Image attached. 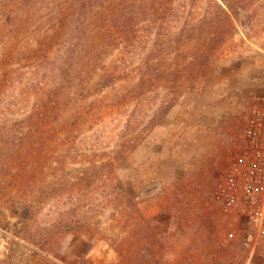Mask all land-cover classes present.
<instances>
[{"label": "rangeland", "instance_id": "rangeland-1", "mask_svg": "<svg viewBox=\"0 0 264 264\" xmlns=\"http://www.w3.org/2000/svg\"><path fill=\"white\" fill-rule=\"evenodd\" d=\"M185 3L122 41L106 5L0 0V264H264L215 198L264 98V0L230 1L236 31L172 94L161 71L219 20Z\"/></svg>", "mask_w": 264, "mask_h": 264}, {"label": "trees", "instance_id": "trees-1", "mask_svg": "<svg viewBox=\"0 0 264 264\" xmlns=\"http://www.w3.org/2000/svg\"><path fill=\"white\" fill-rule=\"evenodd\" d=\"M82 6L106 5V19L118 35L125 41L142 25L145 31L158 29L164 30L168 26L178 22L184 14L185 2L187 0H78ZM199 2V0H190ZM211 6L218 12L217 21H201L198 25L191 27L188 38H185L188 50L186 52H176L173 68H164L162 74L173 76V81L165 82V87L172 94H180L184 89L185 83L193 85L195 80L207 67L209 60L216 48L222 44L232 32L236 31L234 14H232L231 0H209ZM246 1V0H241ZM128 41V40H127ZM149 64L144 63L142 73L148 78L150 74ZM160 73V74H161ZM186 87V86H185ZM174 103V102H173ZM173 103L167 104L165 109L172 107Z\"/></svg>", "mask_w": 264, "mask_h": 264}, {"label": "built area", "instance_id": "built-area-1", "mask_svg": "<svg viewBox=\"0 0 264 264\" xmlns=\"http://www.w3.org/2000/svg\"><path fill=\"white\" fill-rule=\"evenodd\" d=\"M215 196L230 218L228 241L253 254L264 242V98L250 109L240 146L217 180Z\"/></svg>", "mask_w": 264, "mask_h": 264}, {"label": "crops", "instance_id": "crops-1", "mask_svg": "<svg viewBox=\"0 0 264 264\" xmlns=\"http://www.w3.org/2000/svg\"><path fill=\"white\" fill-rule=\"evenodd\" d=\"M232 243H235V242H232ZM237 244H238V242H237ZM238 246H239V244H238ZM239 248H240V246H239ZM241 249V248H240ZM242 250V249H241ZM243 251V250H242Z\"/></svg>", "mask_w": 264, "mask_h": 264}]
</instances>
